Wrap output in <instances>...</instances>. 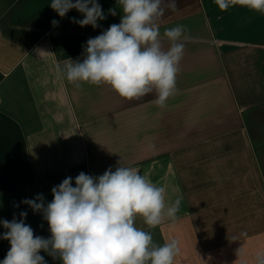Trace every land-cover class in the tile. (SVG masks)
<instances>
[{
    "label": "crops",
    "instance_id": "0c3cea01",
    "mask_svg": "<svg viewBox=\"0 0 264 264\" xmlns=\"http://www.w3.org/2000/svg\"><path fill=\"white\" fill-rule=\"evenodd\" d=\"M97 2L106 16L97 28L72 22L83 19L76 9L61 18L51 0H14L0 12V220L26 211L34 235L50 238L42 213L21 201L43 194L47 204L67 177L75 187L80 172L132 167L165 188L167 204L181 198L174 221L150 229L137 220L155 243L179 241L174 264H239V249L254 264L264 251V14L176 0L160 33L167 49L165 29L185 26L184 56L161 108L155 92L129 101L57 76L58 61L82 60L88 39L120 23L117 0Z\"/></svg>",
    "mask_w": 264,
    "mask_h": 264
},
{
    "label": "clouds",
    "instance_id": "9594fccd",
    "mask_svg": "<svg viewBox=\"0 0 264 264\" xmlns=\"http://www.w3.org/2000/svg\"><path fill=\"white\" fill-rule=\"evenodd\" d=\"M221 11L241 6L264 14V0H214ZM122 16L100 35L83 46V59L57 62L59 78L80 87L81 83L108 85L121 98L139 100L155 92L154 103L166 107L176 89L180 62L184 56L186 28L177 25L165 29L161 39L160 23L166 11H176V0H117ZM50 7L63 18L76 9L83 19L72 22L80 27H99L106 19L97 0H51ZM111 15L116 10L109 9ZM53 20L52 25L57 26ZM65 178L51 189L53 199L45 203L43 194L25 199L33 212L47 221L50 238L34 235L25 223L27 212L11 221L0 220L5 231L0 238L8 240L10 249L0 264H47L44 251L62 264H174L180 253L179 241L172 239L159 245L152 233L137 226V220L150 229L167 217L177 218L181 198L165 202V188L142 176L136 168L119 166L100 176L80 172ZM239 264H247L238 251ZM254 264H264V251L258 252Z\"/></svg>",
    "mask_w": 264,
    "mask_h": 264
},
{
    "label": "trees",
    "instance_id": "16d2710c",
    "mask_svg": "<svg viewBox=\"0 0 264 264\" xmlns=\"http://www.w3.org/2000/svg\"><path fill=\"white\" fill-rule=\"evenodd\" d=\"M2 78H3V75H0V80H2ZM9 249H10V248L6 247V246L2 243V240H1V238H0V261H2V260L5 258L7 252L9 251Z\"/></svg>",
    "mask_w": 264,
    "mask_h": 264
},
{
    "label": "rangeland",
    "instance_id": "374dc122",
    "mask_svg": "<svg viewBox=\"0 0 264 264\" xmlns=\"http://www.w3.org/2000/svg\"><path fill=\"white\" fill-rule=\"evenodd\" d=\"M14 0H0V12L6 9Z\"/></svg>",
    "mask_w": 264,
    "mask_h": 264
}]
</instances>
